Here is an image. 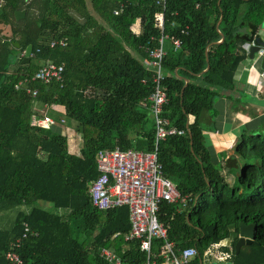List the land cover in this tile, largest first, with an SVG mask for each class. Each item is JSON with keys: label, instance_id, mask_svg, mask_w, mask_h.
<instances>
[{"label": "trees", "instance_id": "1", "mask_svg": "<svg viewBox=\"0 0 264 264\" xmlns=\"http://www.w3.org/2000/svg\"><path fill=\"white\" fill-rule=\"evenodd\" d=\"M20 11L24 18L16 21ZM157 12L155 0H0V24L9 31L0 36V264L21 238L23 224L29 232L17 250L22 264H106L102 249L113 251L121 264H146L138 243L123 240L128 209L99 211L87 190L98 176L97 152L154 149L153 120L142 107L151 93V72L142 62L161 35L153 23ZM262 27L264 0L167 2L163 34L180 48L169 45L162 60V116L183 134L159 142L157 159L163 177L187 201L161 202L157 219L176 250L195 249L189 264H200L204 255L210 261L214 246H222L218 251L228 264H264V123L243 130L223 164L211 159L203 136L215 132L218 99L238 111L233 76ZM53 41L65 46L50 48ZM29 45L32 56L22 65ZM47 62L63 66L60 83L32 81ZM23 81L35 97L15 88ZM43 106L73 123L78 155L68 153L67 138L57 129L32 124L33 116L43 117L36 111ZM18 208L23 210L10 220ZM240 223L255 225L256 239L235 255ZM162 247L153 241L157 264L164 263Z\"/></svg>", "mask_w": 264, "mask_h": 264}, {"label": "built area", "instance_id": "2", "mask_svg": "<svg viewBox=\"0 0 264 264\" xmlns=\"http://www.w3.org/2000/svg\"><path fill=\"white\" fill-rule=\"evenodd\" d=\"M168 0H155L159 8L153 17L154 27L160 31V38L153 48L146 49L147 59L144 67L151 72V93L142 105L148 108L154 127V149L152 152L143 153L135 150L99 151L95 156L97 178L88 186L87 194L94 208L99 211L114 210L126 207L129 214L130 229L124 237V242H137L139 251L145 255L146 264H157L153 256V241L163 242L160 257L167 264H189L196 256L193 248L176 250L173 242L168 241L166 229L159 224L157 219L158 205L161 202L183 206L187 201L181 198L174 185L162 175V168L157 159V146L167 137L180 136L182 131L171 127L169 121L162 116L163 107L167 104V97L163 87L162 60L166 55L165 42L176 51L180 42L163 34L165 12ZM117 15V12H114ZM64 47V41H53L50 48ZM262 51L256 54V59L261 58ZM63 66L47 62L33 76L32 81L47 85L52 82L62 81ZM264 79V72L261 74ZM16 89H24L26 94L36 96L35 90L26 86V81L19 82ZM33 125L40 129H50L54 122L49 118L36 120ZM29 229L23 224V234L16 239L4 255L5 264H22L17 253L21 240L26 238ZM33 235V234H31ZM99 258L106 264H121L118 255L113 251L102 249ZM222 255L219 259H226Z\"/></svg>", "mask_w": 264, "mask_h": 264}, {"label": "crops", "instance_id": "3", "mask_svg": "<svg viewBox=\"0 0 264 264\" xmlns=\"http://www.w3.org/2000/svg\"><path fill=\"white\" fill-rule=\"evenodd\" d=\"M23 18L19 20H22ZM133 29L136 33L139 31L138 22ZM258 35L260 40L264 41V27L259 30ZM168 48L169 46H166V51ZM22 56L23 54L20 57L22 58ZM142 65L144 66V60ZM12 68L14 67H11V69ZM263 72L264 70L261 67L260 61L258 59L256 60V55L253 59H249L247 54V58L239 65L233 76L235 83L233 94L234 98L238 100L237 105H235L237 106L238 111H231L230 101L225 98L216 101L214 105V108L217 111V117L214 124L215 132H204L203 134L205 145L211 154V159L216 163L223 164L227 157H224V154L231 155L230 151L234 147L243 130H253L259 123H264V79L261 77ZM238 92H243L244 97L241 98L237 95ZM43 108L40 110L36 107V111H40L39 113L43 112V117H38L37 115L33 116L32 124L36 120L46 117L54 122V125L51 128L57 129L62 135L65 134L69 136V133L74 132L73 123L66 120L68 125H65L63 120L65 118H63L60 112L49 110L45 106H43ZM56 119L58 121H56ZM189 121H192V118H189ZM70 154L76 155L75 153ZM221 247L222 246L212 247L207 252L211 254V262L207 261L204 255L200 264H228L225 261L226 259H219L222 256L218 251Z\"/></svg>", "mask_w": 264, "mask_h": 264}, {"label": "water", "instance_id": "4", "mask_svg": "<svg viewBox=\"0 0 264 264\" xmlns=\"http://www.w3.org/2000/svg\"><path fill=\"white\" fill-rule=\"evenodd\" d=\"M24 14H25V12H23V11L22 12H15L14 13L15 19L19 20V19L23 18ZM219 23H220V20L217 23V27H218ZM222 41H223V37H222V35H220L219 43ZM260 51H262L263 53H262L261 58H258V60L261 63L262 69L264 70V41H261L260 39H258L256 41L255 45H251L249 47L248 58L253 59V57L256 54H258ZM31 56H32V47L29 45L25 48V50L23 52L21 64L22 65L28 64ZM207 70H208V66L202 72V74L205 73ZM186 84H187V81H184V86L182 88V91L186 87ZM182 91H181V93H182ZM189 138H190V135H189ZM256 231H257V228L253 224H249V225H246L243 223L238 224V240H237L236 244L234 245L235 255L238 254V252L242 246L250 245L256 239V234H255Z\"/></svg>", "mask_w": 264, "mask_h": 264}, {"label": "rangeland", "instance_id": "5", "mask_svg": "<svg viewBox=\"0 0 264 264\" xmlns=\"http://www.w3.org/2000/svg\"><path fill=\"white\" fill-rule=\"evenodd\" d=\"M0 36H6V37L9 36L8 28L7 27H4L1 24H0ZM165 46H169V42L166 41L165 42ZM63 120L65 122V125H68V122L66 121V119H63ZM63 135L66 136V138H67V150H68V152L69 153H75L76 155H78L79 154V151H80V148H81V141H80L79 135L77 133H75V132L69 133V136L68 135H65V134H63ZM233 148H232V150H233ZM36 207H38V208H40V209H42L44 211H47V212H51V213H55V214H60L59 211L56 212V210H54V208L52 207V205L51 204H48V203L37 202L36 203ZM20 210H23V208H18V209L13 210L8 215L9 216L8 218L10 220H12V218H14V216H15V213L18 212V211H20ZM73 234H74V237H75L76 236V233L73 232Z\"/></svg>", "mask_w": 264, "mask_h": 264}, {"label": "clouds", "instance_id": "6", "mask_svg": "<svg viewBox=\"0 0 264 264\" xmlns=\"http://www.w3.org/2000/svg\"><path fill=\"white\" fill-rule=\"evenodd\" d=\"M222 243H226V241H223Z\"/></svg>", "mask_w": 264, "mask_h": 264}]
</instances>
